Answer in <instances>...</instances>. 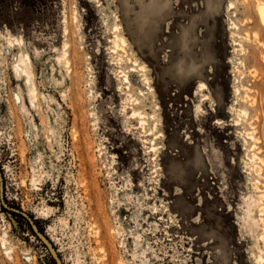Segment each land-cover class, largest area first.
Listing matches in <instances>:
<instances>
[{
    "label": "rangeland",
    "instance_id": "1",
    "mask_svg": "<svg viewBox=\"0 0 264 264\" xmlns=\"http://www.w3.org/2000/svg\"><path fill=\"white\" fill-rule=\"evenodd\" d=\"M161 1L167 8L141 23V37L139 0H0L3 200L36 223L64 264H99L94 211L103 209L100 223L107 216L116 228L118 202L126 208L131 197L161 210L158 224L166 219L160 264H264L256 262L264 261V21L257 12L264 0H217L212 9L209 0ZM174 16L188 24L172 25ZM116 35L127 46L115 49ZM21 54L31 58L36 107L15 78ZM192 65L201 76H187ZM120 71L139 105L126 101ZM132 108L147 117L146 130L163 135L156 157L128 132L137 126L126 118ZM12 213L0 196V264H55L29 222ZM133 214L120 216L127 230L134 231ZM117 251L124 264H140L124 247Z\"/></svg>",
    "mask_w": 264,
    "mask_h": 264
},
{
    "label": "bare ground",
    "instance_id": "2",
    "mask_svg": "<svg viewBox=\"0 0 264 264\" xmlns=\"http://www.w3.org/2000/svg\"><path fill=\"white\" fill-rule=\"evenodd\" d=\"M140 1L142 3L141 5L143 6V9H142L143 14L140 16L141 21L139 24H141L143 22H144L143 24H145V21H146L145 17H147V14L149 13V12L146 13V11H150L151 6H152V8L155 7V9H156L160 5L159 3H161V2H158V0H149V2H148L149 4L147 6H144L145 4H143V2L145 0H140ZM217 5H218L217 0H209V6L208 7L210 9L215 8ZM229 6H230V4H229ZM229 6H228V8H229ZM159 7H161V6H159ZM257 12H258L260 18L264 21V8L260 7V4L257 6ZM232 26L234 27V29L238 28V26L235 23H233ZM141 28H143V26H141ZM115 30H116V32L120 33L121 27L119 25H117ZM140 31H141V33H144L143 29L142 30L140 29ZM16 41L22 42L21 40H16ZM8 42H9V45H12L11 38L8 39ZM125 46H127V41L121 35H116V41L114 42L115 49L119 48V47L122 48ZM65 48H67V44L65 45ZM112 51L114 52V49ZM66 57H67V52L64 50V52L62 54V60H64L65 66L67 68H69L70 67V61ZM136 63H138V62L135 60V64ZM142 69L146 70L145 67H141V70ZM14 70H15V78L17 80L23 81V84H24V86L27 90L28 96H29V102L31 103V105L33 107H36V102L38 100L39 95H38L37 86L34 82V73L32 70V64H31L30 56L28 54H21L19 57V60H18V64L14 67ZM131 71H133V70H131ZM117 78L119 79L120 82L126 84V90L128 91L127 98H125L126 101H129L136 106L139 105L140 104L139 99H137V98L132 99V96L130 94L131 93V84L129 82L128 75L125 74L124 72L120 71L117 75ZM144 82H145V84H147L149 86L150 93L152 95H154L155 94L154 90L150 86V83H151L150 80L148 78H145ZM198 86H199V84H198ZM205 89H207L205 84H201L198 87L199 91H202ZM205 91H207V90H205ZM235 92L237 94L239 92V90L237 89ZM140 94H142V91L140 92ZM208 99H209L208 97H205L203 99V101H207ZM17 100L19 102L21 109L26 113L27 109H26V105H25V101H24L23 97L21 95H19V98ZM125 111H126V107H124L123 112H125ZM244 114L246 116V113H244ZM126 118L127 119L129 118L131 121L137 123V126H133V125L129 126L130 127V129H128L129 134L133 133L134 135H136L138 137L137 141H138V143H141V146H142V148L146 154L153 155V157H156L159 154V148L155 145V141L160 136L163 137L162 134L159 137H156L157 135L155 134V131H156L157 127H155L153 125L154 126L153 129L146 130V124H147L146 118L147 117L144 115V113H141L136 108H134V109L132 108L130 115L128 114L126 116ZM149 119L155 120L154 115H151ZM156 122L158 123V120ZM73 138H74V140H77V136L74 135ZM251 139H253V138H251ZM255 142H256V140H255ZM105 144H106V142H105ZM105 144L101 145V149L99 151V155H101L102 157L109 154V153L107 154L108 148L105 146ZM112 159H115L114 156ZM253 159L260 160V158H258V156L256 157L255 154L253 155ZM261 162H262V160H261ZM86 163H87L89 169H93V167L96 165V161L94 159V156L92 159L87 160ZM113 163H115L114 160H112V164ZM104 167H107V165H105ZM158 169H160V168H158ZM86 170H87V168H84V172ZM258 172H260V170ZM108 176L110 177L109 172H108ZM149 182H150V180H148V183ZM114 186H115V183H114ZM140 186H141V188L145 189V191H146V182H141ZM261 197H262V195H261ZM132 198L133 197L128 199L127 205H125L126 208H124L123 204H122V202L124 200L122 202L121 201L118 202V213L116 215L118 217V221H117V227L116 228L112 227L110 219L107 216L105 218H103V222L100 223V221H101L100 216H103L106 214L103 209L98 207L94 211L95 214H93V215L95 217H98V218L96 219V223H94V226L92 225L93 226L92 227L93 237L95 240V244L98 247L99 253H102V258L98 259L99 264H124V260L119 256V252L117 251L118 246L124 247L126 249V252L131 253L133 260H135V262H139L140 264H160L159 262L162 261V259H160L161 253L159 252L160 251L159 250L160 241L158 240L157 236L161 233L160 227L162 224L166 223V219H164V217H160L158 221H160L161 224H158V222H156V217L159 215L161 216L162 211L158 210L157 207H152L148 210L143 209V205L140 203L141 198H139V197L133 198V199ZM263 198H264V194H263ZM133 202H134V204H133ZM131 206H132V208H131ZM135 208L137 210L134 211ZM263 208H261V209L263 210ZM124 212L128 213V214L134 213L132 216H130L131 221H133L134 225H135L134 231L133 230H127V228L125 226L126 224L122 223L123 220L120 219V216H122V214ZM164 212L170 213L171 210L167 207H164ZM145 213H148L149 215L147 216ZM126 220H127V218H126ZM170 221L171 220L169 218V220H167V223L168 222L170 223ZM263 221H262V223H263ZM127 236L130 239H133L132 243H131L132 245H130L131 246L130 248H129L128 244L126 243L127 241L125 240V237H127ZM6 237H7V235L4 233V236L1 238V242H2L1 245H3V247H6V245L8 243V241L6 240ZM152 237H153V239H155V241H153V242H152V240H153ZM168 237H170V236H168ZM116 239H118L119 245H117ZM261 239L264 241V235L261 236ZM128 248L130 249V251H128ZM94 251H96V250H94ZM5 252H6L5 255H7L9 258L12 259L11 250L5 248ZM176 253H178V252H176ZM94 257H95V253H94ZM104 260H106L108 262H105ZM256 262H264V261H263L262 257H259V258L257 257ZM258 264H261V263H258Z\"/></svg>",
    "mask_w": 264,
    "mask_h": 264
},
{
    "label": "water",
    "instance_id": "3",
    "mask_svg": "<svg viewBox=\"0 0 264 264\" xmlns=\"http://www.w3.org/2000/svg\"><path fill=\"white\" fill-rule=\"evenodd\" d=\"M0 196H1L2 206H3L4 209H7L8 211H11L13 213H16V214L22 216L24 219H26L29 222V224H30V226L32 228V231L34 232L35 236L45 245V247L49 251L51 257L55 261V264H64L63 261H62V259L58 255V252L54 248L53 244L38 229V227L36 226V224L34 223V221L27 214H25V213H23V212H21L19 210L12 209V208L8 207L7 204L4 202V200H3V182H2L1 172H0Z\"/></svg>",
    "mask_w": 264,
    "mask_h": 264
},
{
    "label": "flooded vegetation",
    "instance_id": "4",
    "mask_svg": "<svg viewBox=\"0 0 264 264\" xmlns=\"http://www.w3.org/2000/svg\"><path fill=\"white\" fill-rule=\"evenodd\" d=\"M140 1V0H139ZM149 0H145L144 2H143V4H145L144 6H147L149 3ZM158 2H161V3H159L160 5L159 6H161V7H157L156 9H155V7H154V11L155 12H157L158 14H154L155 16H158L160 13L159 12H161V11H165V9L167 8V5L166 4H164L161 0H158ZM140 3H141V1H140ZM142 4V3H141ZM127 10L129 11V8H127ZM168 11V10H167ZM176 12H174V15H176L175 14ZM142 15V14H141ZM154 15L153 16H150L149 15V13L147 14V17H145L146 18V22H145V24H147V22H148V17H154ZM186 18H189L188 19V21H190L191 20V22H192V19H193V17L192 16H190V15H184ZM190 18H192V19H190ZM188 21L186 20V19H181V20H177V16H174L173 17V20H172V25H174V26H180L181 25V23H184L183 24V26L184 25H187L188 24ZM141 26H143V24H139V33L141 34V37H144V36H146V29L144 28V26H143V28H141ZM182 26V25H181ZM140 29L142 30L143 29V32L144 33H141V31H140ZM202 69L201 68H197L195 65H192L190 68H189V70H188V77H193L194 75H198V76H201L202 75ZM207 85V84H206ZM198 87V86H197ZM197 89V88H196ZM195 96H196V90H195ZM7 210V209H6ZM8 211V210H7ZM9 212H11V211H9Z\"/></svg>",
    "mask_w": 264,
    "mask_h": 264
},
{
    "label": "trees",
    "instance_id": "5",
    "mask_svg": "<svg viewBox=\"0 0 264 264\" xmlns=\"http://www.w3.org/2000/svg\"><path fill=\"white\" fill-rule=\"evenodd\" d=\"M4 209V208H3ZM6 212H9V211H7L6 209H4ZM9 213H12V212H9ZM12 214H14V213H12ZM15 216H18V217H22V216H20V215H16V214H14ZM36 224V223H35ZM33 232V231H32ZM33 234H34V232H33ZM35 235V234H34Z\"/></svg>",
    "mask_w": 264,
    "mask_h": 264
}]
</instances>
